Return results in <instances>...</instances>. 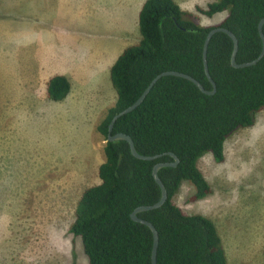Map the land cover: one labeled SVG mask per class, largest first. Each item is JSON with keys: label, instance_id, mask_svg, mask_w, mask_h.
<instances>
[{"label": "rangeland", "instance_id": "374dc122", "mask_svg": "<svg viewBox=\"0 0 264 264\" xmlns=\"http://www.w3.org/2000/svg\"><path fill=\"white\" fill-rule=\"evenodd\" d=\"M143 1L0 0V264H90L71 226L100 182L111 66L141 37ZM176 1L195 10L217 0ZM50 72L73 79L65 99L47 95ZM198 165L212 193L192 200L185 181L176 202L214 220L228 264H264V109L227 139L224 161L206 153Z\"/></svg>", "mask_w": 264, "mask_h": 264}, {"label": "trees", "instance_id": "16d2710c", "mask_svg": "<svg viewBox=\"0 0 264 264\" xmlns=\"http://www.w3.org/2000/svg\"><path fill=\"white\" fill-rule=\"evenodd\" d=\"M221 13L225 16L218 24L202 23V16ZM263 18L264 0H217L195 10L183 8L176 0L144 1L139 12L141 37L125 47L111 67L117 100L97 126L107 141L100 182L83 192L71 226L72 233L81 237L90 264H153V231L134 220L132 212L161 198L153 170L158 163L174 161L171 153L179 158L178 164L159 170L167 200L137 214L158 230L157 264H228L214 220L185 212L175 197L185 181L195 187L192 200L212 193L198 162L206 153L224 161L227 139L256 123L264 109V56L256 64L235 67L233 38L224 31L215 33L207 51L214 93L202 91L186 77L164 75L136 108L114 124L113 134L130 135L137 151L153 159L136 157L127 140L107 139L113 117L134 104L164 71L189 74L206 90H213L204 62L205 41L212 28L223 26L237 36L238 63L257 58L263 49L259 29ZM71 88L66 75L55 74L47 82V95L60 101Z\"/></svg>", "mask_w": 264, "mask_h": 264}, {"label": "water", "instance_id": "95a60500", "mask_svg": "<svg viewBox=\"0 0 264 264\" xmlns=\"http://www.w3.org/2000/svg\"><path fill=\"white\" fill-rule=\"evenodd\" d=\"M263 25H264V18L261 20V22L259 24L261 37L263 39V49H262L260 55L257 58H255L254 60H251V61H248V62H243V63H238L237 60H236V56H237V52H238V38H237V36L231 30H229V29H227V28H225L223 26H216V27L212 28L210 30V32L208 33L206 41H205L204 62H205L206 72H207V74H208V76H209V78L212 81L213 86H214L213 90L212 91L206 90L205 87L197 79H195L194 77H192L189 74H186V73H183V72H179V71H164V72L160 73L158 76H156V78H154V80L151 82V84L147 87V89L144 91V93L138 98V100L134 104L130 105L129 107H127L126 109L122 110L121 112H119L118 114H116L113 117V119H112V121H111V123L109 125V133H108V139L107 140H109V141L120 140V139L127 140L129 142V144H130L132 153L136 157L141 158V159H147V160L148 159H153L155 156L142 155V154H140L137 151L135 143H134V140L132 139V137L130 135H128V134H126L124 132H118V133H115V134L112 133L116 120L120 116H122L123 114L128 113V112L132 111L134 108H136L144 100V98L147 96V94L149 93V91L151 90L153 85L156 83V81L159 78H161L162 76H164V75H170L171 74V75H178V76L186 77V78L194 81L201 88L202 91H204L206 93H214L216 91V83H215L214 79L210 75L209 66H208V60H207L208 45H209V42H210L211 38L213 37V35L215 33L219 32V31H224V32L228 33L233 38L234 43H235L234 50H233V53H232V64L235 67H245V66H250V65L256 64L264 56V31H263ZM171 154L175 158L174 161L166 162V163H158V164L155 165L154 170H153L154 177H155L156 181L158 182V184L161 186V189H162L161 198L154 204L139 206L138 208H136V210H134L132 212V218L134 220L146 223L147 225L150 226V228L153 231V234H154V246H153V254H152L153 264H157V251H158V245H159V233H158L157 228L154 226V224L152 222L144 220L142 218H139L137 214L139 212H141V211H144V210H150V209L158 208V207L162 206L165 203V201L167 200L168 191H167V188H166L164 182L162 181L161 177L159 176V170H160V168H162L164 166H169V165L170 166H176L178 164L179 158L177 157V155H175L174 153H171Z\"/></svg>", "mask_w": 264, "mask_h": 264}, {"label": "crops", "instance_id": "0c3cea01", "mask_svg": "<svg viewBox=\"0 0 264 264\" xmlns=\"http://www.w3.org/2000/svg\"><path fill=\"white\" fill-rule=\"evenodd\" d=\"M144 2V1H143ZM141 10V9H140ZM140 12V11H139ZM115 62V61H114ZM113 65V64H112ZM112 67V66H111ZM52 74V75H51ZM55 74H63V75H66V76H68V78H69V80H70V82H71V85H72V88H73V84H72V81H73V79L68 75L69 74V72H64V73H62V72H50V77L51 76H53V75H55ZM71 79H72V81H71ZM74 82V81H73ZM72 88H71V90H72ZM102 104H103V101H102ZM114 105V104H113ZM113 105H106V106H104L103 107V109H107V111H108V109H109V107H111V106H113ZM106 107V108H105ZM105 114V113H104Z\"/></svg>", "mask_w": 264, "mask_h": 264}]
</instances>
